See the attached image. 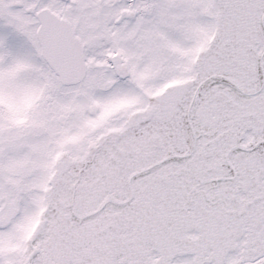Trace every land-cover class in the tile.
<instances>
[{
  "label": "snow or ice",
  "instance_id": "obj_1",
  "mask_svg": "<svg viewBox=\"0 0 264 264\" xmlns=\"http://www.w3.org/2000/svg\"><path fill=\"white\" fill-rule=\"evenodd\" d=\"M0 264H264V0H0Z\"/></svg>",
  "mask_w": 264,
  "mask_h": 264
}]
</instances>
